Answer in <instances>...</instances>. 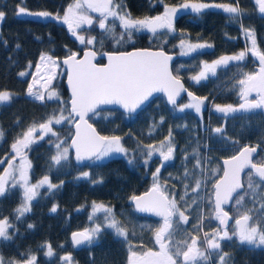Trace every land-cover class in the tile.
I'll list each match as a JSON object with an SVG mask.
<instances>
[{
    "label": "trees",
    "instance_id": "trees-1",
    "mask_svg": "<svg viewBox=\"0 0 264 264\" xmlns=\"http://www.w3.org/2000/svg\"><path fill=\"white\" fill-rule=\"evenodd\" d=\"M73 0H0V11L4 18L0 27V91H11V100L0 105V174L8 167V160L15 156L11 145L28 127L46 121L59 110V102H44L28 96L29 77L21 72L34 65L42 53L60 58L70 52L80 51L91 46L95 51H117L133 47H160L177 52L179 56L172 63L173 73L180 77L197 97H203L204 107L201 113L193 109L183 112L168 105L161 95L154 97L135 114H126L117 108H104L88 116V120L105 136H119L123 146L128 149L132 164L123 156H112L103 162L77 163L70 151L63 166L48 171L54 146L49 143L50 134L43 140L24 150V156L31 162L28 170L30 181L36 182L48 174L52 183L60 185L52 193L41 188V195L31 202V211L20 220L16 219L15 209L22 202V189L15 188L0 198V219L8 217L14 224L9 229L12 239L1 240L0 254L9 259H23L27 255H36L38 264H60V258L71 255L74 264H128L129 246L140 251L152 248L158 250L154 240V231L160 221L137 214L131 197L146 190L152 183L153 173L159 167V184L174 199L180 211L188 217L187 222L174 216V233L171 241L191 242L196 236L200 248L206 249L204 233L219 229L212 204L213 183L222 171L221 158L234 154L242 145L249 143L257 147L254 160L264 162V110L237 111L225 116L215 110V105H233L240 103L238 81L244 73L256 71V61L248 53L242 62H230L217 68L215 75L196 82L191 79L200 69L203 61L222 55H233L247 48L250 41L243 28L255 33L257 46L264 51V14L259 13L255 0H238L244 15L230 18L222 9L210 7L197 14L191 9H182L175 15L174 31L163 29L153 35L147 30L134 32L131 41L116 44L110 34L93 25L89 29H77L78 34L95 36L93 45H86L76 39L62 20L37 18L18 14L23 6L28 12L47 11L63 16L65 9ZM232 4L237 0H117L123 10L134 18H143L160 14L165 5L172 7L183 3ZM106 23L115 25L117 36L123 31L119 21L110 18ZM185 43L208 44L211 47L196 52L182 54L180 40ZM179 69V71H177ZM63 74V73H62ZM53 80L52 86L67 101L68 93L63 83V75ZM67 113H65L66 115ZM161 117L163 122L161 123ZM54 130L62 140L68 141L72 134L71 124L54 125ZM222 128L223 133L214 132ZM171 132L174 146L171 160L161 163L158 157H152L145 165L146 145H156L166 141ZM35 136H39V130ZM54 139V138H52ZM200 167H197V161ZM20 157L14 162L19 167ZM203 170V171H202ZM243 175L242 193L248 189V172ZM88 172V178L81 174ZM187 172V175H186ZM214 173V174H213ZM208 176V177H207ZM77 177H81L77 179ZM197 179L201 186L196 189ZM260 183L257 194L245 197L243 209L252 210L256 218L264 219V182ZM102 181L93 183V181ZM235 195L228 211L239 216L240 206L236 205ZM183 198V199H182ZM93 202L112 208L115 218L127 230V238L118 236L113 229L104 228L97 241L92 245L73 248L71 233L84 230L90 224V208ZM57 211L51 212L53 205ZM104 223V215L99 216L98 224ZM31 224L33 227L29 228ZM50 244L54 255H45V244ZM222 253H227V264H264V248H250L241 245L235 237L221 242ZM218 255L210 257L208 264L218 262ZM181 260V258H179ZM196 264H205L197 260Z\"/></svg>",
    "mask_w": 264,
    "mask_h": 264
},
{
    "label": "snow or ice",
    "instance_id": "snow-or-ice-1",
    "mask_svg": "<svg viewBox=\"0 0 264 264\" xmlns=\"http://www.w3.org/2000/svg\"><path fill=\"white\" fill-rule=\"evenodd\" d=\"M258 6V11L264 14V0H255ZM210 7L222 9L228 13L230 18H238L244 15L240 8L238 0L235 5L232 4H208V3H183L179 6L181 9H191L194 13H201L203 10ZM90 12L99 13V28L105 34H110L116 44H120L127 40L131 41L134 32L147 30L155 35L158 29H167L169 32L174 31L173 17L177 14V7H169L165 5L163 14L155 17L134 18L132 15L124 11L122 5L117 3V0H74L63 14V16L54 15L47 11L28 12L21 7L18 14L30 15L37 18H51L62 20L68 25L69 31L81 44L93 45L95 37L86 38L80 35L77 29L83 25L92 26L94 19ZM4 12L0 11V19L4 17ZM119 20V26L123 30L119 36L115 33V25L106 23L109 18ZM242 30L246 38L250 41V46L245 50L233 55H222L211 64L204 63L202 70L191 79L199 82L207 78L209 73L215 75L217 68L227 66L230 62H242L247 54L258 59V70L252 73H244L243 78L238 81L240 86V98L243 101L239 107L233 105H215V110L227 116L229 113L237 111H250L253 109L264 108V51H261L256 42L255 33L251 29L243 28ZM180 47L186 50L182 54L187 55L191 52H196L200 49L211 47L208 44H187L185 46L184 39L180 40ZM95 51H85L83 58H79L76 52H70L63 60V64L67 66L68 83L71 88L70 101L60 99V94L55 86H52V81L56 79L59 64L51 56L42 53L40 60L53 65L51 75L47 78V83L50 85L46 91H34V85L29 83L27 94L35 100L44 102L47 101L59 102V110L54 109L48 119L40 123L28 127L26 131L18 137L11 148L16 153L8 160V167L4 168L0 174V198L12 189L19 187L22 189V202L14 210L16 219L20 220L26 213L31 211V202L41 195L40 189L46 187L49 193L62 186L51 182L48 174H45L36 183H31L28 176V170L31 169V162L23 155L24 150L28 149L37 139L43 140L50 134L49 143L55 148V154L51 156V163L48 171L51 172L54 168L63 166L69 158V147L75 150V159L79 164L85 160L93 162H103L105 158H109L112 154L128 155L126 149L119 136H102L100 135L86 119L89 112H92L97 105L102 104H119L125 110L135 111L145 100L152 95L153 92L163 91L168 102L173 105L174 109L183 112L185 109H194L196 113H200L201 106L204 103L203 98L193 96L188 92L190 103L178 106L177 97L181 91H187L181 83L178 76H174L169 70L168 62L171 56H168L164 51L136 50L132 52L105 53L108 63L104 66H97L93 63L96 58ZM40 69V64L36 65ZM179 71V69H177ZM21 76L25 73L21 72ZM255 92L257 98L250 100L248 97ZM11 100V95L7 91H0V103ZM70 105V106H69ZM65 113H67L65 115ZM163 117H161V123ZM74 125L75 135L71 137V144H67L66 140H62L59 134L54 130V125L62 124ZM39 130V136H35ZM217 134L223 133L222 128L214 129ZM3 134L0 133V136ZM54 138V139H52ZM145 165L148 164L154 153H159L161 163L169 161L173 157L174 146L171 143V132L166 141H162L159 147L155 145H146ZM255 147L245 146L241 151L229 159L223 161V176L213 184V195L215 197V219L219 221V229L213 231L211 235L204 233V243L207 247L201 250L198 247L200 241L196 236L191 237V242H179L175 245L170 242L174 233V216H179L183 222H187L188 217L184 212L180 211L174 199H170L166 191L159 184L158 167L153 173L154 183L152 187L143 195H133L130 199L134 202L135 207L140 212H151L162 218V223L154 231V240L158 245V250L148 248L147 250L137 252L130 249L128 264H196L197 260H202L208 264L209 259L213 255L219 256V264H227L230 258L227 253H222L221 242L224 240L231 241L234 237L238 239L241 245H248L250 248H264V219L256 218L252 214V210L245 211L243 203L245 197L251 194L253 197L257 194V189L261 186L260 183L254 181L253 177H258L259 182H264V162H257L253 159V154L256 153ZM17 157H20L21 163L19 167H15L14 162ZM3 161H0L2 164ZM129 164L133 160H128ZM197 167H200V161H197ZM250 169L248 172V189L242 193L237 190L243 188L241 182V172L244 169ZM203 171V170H202ZM214 174V173H213ZM88 172H83V178L89 177ZM187 175V172H186ZM81 177H77L79 179ZM102 181H93L100 183ZM202 181L197 179L196 191L200 188ZM237 193L235 198L236 205L240 206L238 211L241 213L235 219V225L229 229L228 221L230 219L228 212L221 207L227 204L233 194ZM183 199V198H182ZM57 205H53L51 212L57 211ZM264 209V204H261ZM97 213L104 214V223L96 224L94 227L84 229L72 233V243L74 246L92 245L98 240L104 228H110L120 236L127 238V230L115 218L111 207L104 204L93 202L92 213L89 215V220H93ZM29 228L33 225L29 224ZM14 228L8 217L0 219V239L8 241L12 239L9 229ZM45 255L52 257L54 250L50 244H45ZM182 257V261L179 259ZM61 261L64 264H71V255L62 256ZM0 264H5L4 258L0 256ZM7 264H38L36 255H27L23 261L9 260Z\"/></svg>",
    "mask_w": 264,
    "mask_h": 264
},
{
    "label": "water",
    "instance_id": "water-1",
    "mask_svg": "<svg viewBox=\"0 0 264 264\" xmlns=\"http://www.w3.org/2000/svg\"><path fill=\"white\" fill-rule=\"evenodd\" d=\"M89 50H91V51H95V50H94L93 48H91V47H86V48L82 49V51H81V53L78 55V57H79V58H83L84 52H85V51H89ZM136 50H150V51H161V50H162V51H164V53H165L166 55L171 56V60L168 62V67H169V70L172 72L171 64H172L173 60L177 57V54L174 53V52L166 51L165 49L160 48V47H158V48H152V47H133V48H130V49H127V50H119V51H100L99 53H97V52L95 51L97 55H96V58L93 60V63H95L97 66H101V67H102V66H104V65H106V64L108 63L107 55H105V53H109V54H111V53H118V52H132V51H136ZM68 55H69V54H68ZM68 55L63 56V57L60 59V62H61V64L63 65V67L65 68L64 85H65V87H66V89H67V92H68V95H69L68 101H70V99H71V88H70L69 83H68L67 66L63 64V60H64ZM98 56L104 59V62H103V63H97V62H96V59H97ZM172 74L174 75L173 72H172ZM174 76H176V75H174ZM179 79H180L181 83L183 84L184 88L187 89V91H186V92H185V91H181L180 95L176 98V99H177V102L182 98V96H186L188 99H190L189 96H188V94H187L188 92H191V93L193 94V96H196V94H195L193 91H191L190 89H188V88L186 87V85L184 84L183 80H182L181 78H179ZM159 94L163 95V97H164V99H165V101H166V103H167L168 105H172V104H170V103L168 102V97H167V95H166L163 91H157V92H153L152 95L149 96V98H148L147 100H145V101H144V102H143V103H142V104H141V105H140L135 111L129 112V111L125 110V109H124L121 105H119V104H102V105H97L96 108H95L92 112H89L88 115H87V117H86V119L88 120V116H89L90 114H92L93 112H95V111H97V110H99V109H102V108H117V109L121 110V111L124 112V113L134 114V113L138 112L143 106H145V105H146V104H147L152 98H154L155 96H157V95H159ZM69 106H70V105H69ZM88 123L91 124L93 128H95V126H94L89 120H88ZM95 129H96V128H95ZM75 131H76V129H75L74 125H72V134H71V137L75 135ZM96 131H97L100 135H102L97 129H96ZM102 136H104V135H102ZM71 137H70V139H69V141H68V145L71 144ZM245 146H248V147H255V148L257 149V147H256L255 145H253V144H249V143H246V144L242 145V146H241V147H240V148H239L234 154H232V155H230V156H227V157H223V158H221V167H222V171H221L220 175L216 178V180L214 181V183H215L217 180H219V179L223 176V168H224L223 161H224L225 159H229V158H231L232 156L237 155V154L241 151V149H243ZM69 149L71 150L72 155H73V157H74V159H75V150H74L73 148H71V147H69ZM256 153H257V151H256ZM256 153L253 154V158H254V156H255ZM75 160H76V159H75ZM86 161H88V160H85V161H83V162H86ZM248 170H250V169L246 168V169H244V170L241 172V177H240V178H241V182H242V184H243V175H244V173H245L246 171H248ZM257 178H258V177H257ZM258 179H259V178H258ZM214 183H213V184H214ZM151 187H152V186L148 187L146 190H144V191H142V192H140V193H138V194H136V195H137V196L143 195V194L146 193ZM243 187H244V185H243ZM242 189H243V188H242ZM242 189H239V190H237V191L240 192ZM236 194H237V193H234V194H233V198H234V196H235ZM233 198H230L227 204H223V205H221V207H222V209H223L224 211L228 212L227 208L230 207ZM212 202H213V208L215 209V197H214L213 194H212ZM131 204H132V207H133L134 211H135L137 214H139V215L149 216V217H152V218H155V219H160V218H161V217H158V216H156L154 213H151V212H140V211H138V210L136 209L135 204H134V202H133L132 200H131ZM214 212H215V211H214ZM228 214H229V217H230V219H229V221H228V225H229L231 222H234V224H235V219L238 218L239 216L233 218L229 212H228ZM219 226H220V225H219ZM77 231H82V230H81V229H79V230H74L73 232H77ZM73 232H72V233H73ZM72 233H71V244H72L73 248H79V247L82 246V245H80V246H74L73 243H72ZM181 258H182V257H181Z\"/></svg>",
    "mask_w": 264,
    "mask_h": 264
},
{
    "label": "rangeland",
    "instance_id": "rangeland-1",
    "mask_svg": "<svg viewBox=\"0 0 264 264\" xmlns=\"http://www.w3.org/2000/svg\"><path fill=\"white\" fill-rule=\"evenodd\" d=\"M74 2V0L70 3V4H72ZM21 7H23V6H21ZM172 7H174V6H172ZM24 8V7H23ZM179 8V7H178ZM177 8V9H178ZM181 9V8H180ZM125 11V10H124ZM89 15H91L92 17H93V19H94V24L93 25H95V27H99L98 25H99V13H94V12H90L89 11ZM4 18V17H3ZM3 18L2 19H0V27H1V22H2V20H3ZM111 18V17H110ZM109 18V19H110ZM92 25V26H93ZM92 26H88V25H83L81 28H83V29H89V28H91ZM80 35H84L86 38H89V37H95V36H93V35H85V33L84 34H80ZM187 44H189V43H185V46H187ZM191 44H194V43H191ZM81 45H83V44H81ZM250 46V44L248 43V45H247V47H249ZM186 50V47H185V49L183 50V51H185ZM250 53V52H249ZM44 54H47V53H44ZM48 56H51V55H49V54H47ZM228 55H230V54H228ZM40 57H41V55H40ZM40 57H39V59L37 60V62L34 64V65H32V66H30L28 69H27V71L25 72V74H27L28 75V77H29V83H32L33 85H34V91H46V89H48L49 87H50V85L47 83V78H48V76L49 75H51V69H52V67H53V65H51L50 63H47V62H42L41 60H40ZM54 60H56L57 61V63L59 64V68H57L56 69V71H57V73H58V75L60 74V72L62 71V67H61V65H60V62H59V59L57 58V57H54V56H51ZM219 57H217V58H215V59H211V60H205V61H203V63H202V65H201V67H200V69L197 71V73H196V75L202 70V67H203V64L204 63H207V64H211L213 61H215V60H217ZM255 58V57H254ZM255 60H256V62H257V70H258V64H259V61L255 58ZM40 64V69L38 70L37 69V67H36V65L37 64ZM57 75V76H58ZM195 76V75H194ZM29 83H28V85H29ZM52 83H53V81H52ZM27 90H28V88H27ZM7 92H9L10 93V95H11V97H12V92L11 91H9V90H6ZM29 96V95H28ZM31 97V96H30ZM33 98V97H32ZM197 98H203V97H197ZM257 98V94L255 93V92H253V93H251L250 94V96L248 97V99H250V100H255ZM240 100H241V98H240ZM191 101L190 100H187V99H185V101H182L181 103H179V105L178 106H182V105H184V104H188V103H190ZM4 103H6V102H4ZM241 103H243V101L241 100ZM240 103V104H241ZM2 103H0V105H1ZM239 104V105H240ZM239 105L237 106V108L239 107ZM203 107H204V103L202 104V106H201V111H200V113L202 112V110H203ZM263 110H264V108H262ZM194 110V109H193ZM161 143V142H160ZM160 143H158V144H156L155 146H157V147H159V145H160ZM65 146H68L67 144L65 145ZM54 152H55V149H54ZM16 154V153H15ZM24 154V153H23ZM69 154H70V150H69ZM130 153H129V151H128V155L127 156H124V155H122V154H112L110 157H112V156H123V157H125V158H127V159H129L130 158ZM153 157H158V158H160V156H159V153H154V155H153ZM147 158V157H146ZM145 158V159H146ZM105 159H107V158H105ZM104 159V160H105ZM161 159V158H160ZM158 163H159V161H158ZM159 165H157V167H158ZM208 177V176H207ZM40 180V179H39ZM38 181V180H37ZM36 181V182H37ZM31 183H36V182H32V181H30ZM16 188H19V187H16ZM98 204H100V203H98ZM91 209V211H92V207L90 208ZM100 214L101 213H97L96 214V216L93 218L94 220H95V222H98V219H99V216H100ZM102 215H104L103 213H102ZM174 218V217H173ZM96 224H90L89 226H88V229H90V228H92V227H94ZM234 227V225L233 224H231V226H230V228L229 229H231V228H233ZM1 240V239H0ZM206 244V243H205ZM198 247H200V245L198 244ZM206 247H207V245H206ZM130 249L132 250V251H137V252H141L140 250H138V249H136L134 246H129V255H130ZM201 250H204V248H200ZM0 256H1V254H0ZM129 257V256H128ZM60 262V264H64V262H62L61 260L59 261ZM71 264H74V263H71ZM215 264H219V258H218V262H216Z\"/></svg>",
    "mask_w": 264,
    "mask_h": 264
},
{
    "label": "flooded vegetation",
    "instance_id": "flooded-vegetation-1",
    "mask_svg": "<svg viewBox=\"0 0 264 264\" xmlns=\"http://www.w3.org/2000/svg\"><path fill=\"white\" fill-rule=\"evenodd\" d=\"M180 5H178V6H174V7H179ZM165 10V9H164ZM164 10L160 13V14H154V15H151V16H147V17H155V16H158V15H161V14H163V12H164ZM180 10H182V9H180V8H178V12L180 11ZM174 18H175V16L173 17V21H174ZM119 21V20H118ZM163 29H158V31L157 32H161ZM124 50V49H123ZM98 53L100 52V51H97ZM255 59V58H254ZM257 59V58H256ZM175 60V59H174ZM258 60V59H257ZM256 61V60H255ZM96 62L97 63H103L104 62V59L103 58H101V57H97V59H96ZM174 62V61H173ZM172 62V63H173ZM258 66H259V64H258ZM256 71H257V62H256ZM63 73V74H62ZM60 74H62L63 76H65V71H64V69L62 68V71L60 72ZM210 74V73H209ZM211 75V74H210ZM208 76V75H207ZM63 79H64V77H63ZM178 105H179V103H177ZM161 164V162L160 163H157V165H160ZM153 185V183L150 185V186H152ZM149 186V187H150ZM92 213V211H91V209H90V214ZM147 217H149V216H147ZM152 218V217H151ZM153 219H155V218H153ZM157 220H159L160 221V224L162 223V218H160V219H157ZM91 224H98V222H95V220L93 219V220H91ZM231 226V225H230ZM230 226H228L229 228H230ZM88 228V227H87ZM2 240V239H1ZM1 240H0V242H1ZM81 247V246H80ZM1 256H2V254H1ZM3 258H4V261H5V264H7V261H9V260H16V261H23L24 259H26V258H23V259H9V258H5L4 256H2ZM181 258V257H180ZM181 261H182V259H181Z\"/></svg>",
    "mask_w": 264,
    "mask_h": 264
},
{
    "label": "bare ground",
    "instance_id": "bare-ground-1",
    "mask_svg": "<svg viewBox=\"0 0 264 264\" xmlns=\"http://www.w3.org/2000/svg\"><path fill=\"white\" fill-rule=\"evenodd\" d=\"M174 61V60H173Z\"/></svg>",
    "mask_w": 264,
    "mask_h": 264
}]
</instances>
